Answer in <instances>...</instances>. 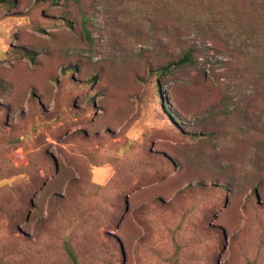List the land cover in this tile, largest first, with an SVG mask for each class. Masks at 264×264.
Segmentation results:
<instances>
[{
    "label": "rangeland",
    "instance_id": "374dc122",
    "mask_svg": "<svg viewBox=\"0 0 264 264\" xmlns=\"http://www.w3.org/2000/svg\"><path fill=\"white\" fill-rule=\"evenodd\" d=\"M263 6L0 0V264H264Z\"/></svg>",
    "mask_w": 264,
    "mask_h": 264
},
{
    "label": "trees",
    "instance_id": "16d2710c",
    "mask_svg": "<svg viewBox=\"0 0 264 264\" xmlns=\"http://www.w3.org/2000/svg\"><path fill=\"white\" fill-rule=\"evenodd\" d=\"M261 16L264 17V6L261 8ZM224 33H227L226 35L235 39H242L244 35H248L251 40L253 41L254 46L257 48V46L260 44V46L263 44L259 39V30L257 27H246L243 24H238L235 29L232 28H225L223 30ZM244 47L241 46L240 49H243ZM195 50L193 48H188L183 51L182 56L179 59H175L173 63L176 65H194L195 64ZM30 53V52H28ZM32 54V52L30 53ZM33 58V55H31ZM264 74V72H263ZM63 250L67 257L68 264H84L81 256L77 252L76 248L73 245V242L69 238H65L63 240ZM180 256H179V248L176 250V252L168 258L169 264H181L180 262Z\"/></svg>",
    "mask_w": 264,
    "mask_h": 264
}]
</instances>
